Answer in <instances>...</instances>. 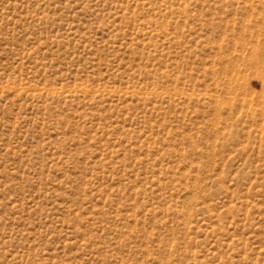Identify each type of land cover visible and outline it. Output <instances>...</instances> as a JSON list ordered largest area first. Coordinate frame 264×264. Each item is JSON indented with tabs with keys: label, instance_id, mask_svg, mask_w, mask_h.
<instances>
[{
	"label": "rangeland",
	"instance_id": "1",
	"mask_svg": "<svg viewBox=\"0 0 264 264\" xmlns=\"http://www.w3.org/2000/svg\"><path fill=\"white\" fill-rule=\"evenodd\" d=\"M0 264H264V0H0Z\"/></svg>",
	"mask_w": 264,
	"mask_h": 264
}]
</instances>
